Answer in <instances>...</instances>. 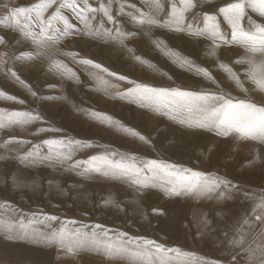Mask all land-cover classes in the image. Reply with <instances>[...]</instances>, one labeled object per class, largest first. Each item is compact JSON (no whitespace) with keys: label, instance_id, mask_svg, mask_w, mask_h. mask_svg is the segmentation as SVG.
I'll return each mask as SVG.
<instances>
[{"label":"rangeland","instance_id":"rangeland-1","mask_svg":"<svg viewBox=\"0 0 264 264\" xmlns=\"http://www.w3.org/2000/svg\"><path fill=\"white\" fill-rule=\"evenodd\" d=\"M63 2L38 8L44 0H0V92L6 94L0 113L40 117L0 128V264H140L133 253L144 241L164 249L151 252L152 264H252L248 249L264 247V142L181 124L162 114L166 109L124 94L146 85L264 106V53L193 34L207 14L230 41L219 9L233 3L245 4L240 23L246 31L264 26V16L248 0H193L184 11L180 0ZM30 7V16L17 11ZM53 14L62 17L53 26L63 32L67 24L68 33L56 43H33L26 33H38V17ZM181 14L177 31L173 18ZM133 16L157 23L140 24ZM45 141L76 143L62 163H31L37 153L48 155ZM99 156L134 158L138 167L161 161L200 172L209 184L225 183L204 195L170 196L169 176L141 187L85 172ZM77 231L87 242L74 252L56 242L63 235L70 243ZM93 233L99 246L91 243ZM108 243L127 251L109 255Z\"/></svg>","mask_w":264,"mask_h":264},{"label":"snow or ice","instance_id":"snow-or-ice-1","mask_svg":"<svg viewBox=\"0 0 264 264\" xmlns=\"http://www.w3.org/2000/svg\"><path fill=\"white\" fill-rule=\"evenodd\" d=\"M55 3V0H44V3L39 4L38 8H44L45 4L50 6ZM70 3L73 7H77L75 0H64L61 4L63 7L65 4ZM182 11L187 10L188 7H194L193 0H180ZM248 6L257 11L260 15L264 16V0H248ZM159 8L160 5L156 4ZM245 4L237 2L227 5L219 9L220 14L223 16L224 21L229 25L231 32L230 41L225 38L224 34L220 31L218 24L215 22V17L205 15V24L202 29H197L193 34L202 35L207 34L215 42L217 40L222 41L225 44L237 43L242 46H246L250 52L264 53V26L258 27L255 31L249 32L244 30L241 26L240 20L244 14ZM32 8H21L17 10L20 15H31ZM90 10L94 11L95 9ZM105 15L111 19L108 15L107 8H103ZM143 17V13L141 14ZM53 19H62L61 16L53 14L52 17L47 20L38 17L39 20V32L32 33L28 31L26 35L32 39L33 43L37 45L43 44L45 41L59 42V39L68 33V25L65 24L64 31H60L53 26ZM183 19L182 14L173 18V23L177 25L176 30L179 31ZM133 20L143 24H156L155 19H143L133 16ZM191 27V26H189ZM126 35H132L127 33ZM2 42V41H0ZM30 53L22 54L23 58L30 57ZM20 58V57H18ZM84 63H90L82 61ZM243 62V61H241ZM251 63V61H249ZM98 68L101 72L107 71L100 65H92ZM223 67V65H222ZM111 75H115L114 73ZM236 80L237 85H240L239 79L234 75L231 77ZM120 79H123L122 77ZM261 90L264 91V83H260ZM34 94V93H33ZM6 95L0 92V96ZM125 96L132 95L134 98L141 101V106L145 104L154 106L156 111L166 109L167 111L162 114L170 115V118L177 120L179 123H187L189 126L197 127H209L215 128L218 135L227 136L230 133H236L241 138L258 140L264 142V106L258 107L255 103L246 101L233 102L232 99H225L223 96H217L212 94H194L181 90H160L150 88L146 85H136L124 94ZM9 99L16 100L15 97H8ZM23 103V101H18ZM194 117L198 119L194 120ZM40 117L33 113L11 111L7 115L0 113V128L12 125H23L32 121L39 120ZM143 139V137H141ZM9 143L12 141H8ZM49 146L48 155L40 156L39 153L31 160V163H43L45 160L55 161L62 163L67 159H70L71 147L76 142L70 141L68 145H65L63 141H45ZM67 148L68 152L64 149ZM31 153L25 154L20 157L21 160H27ZM98 163H93L84 169L85 172L101 173L103 175H115L120 178H128L133 184H138L141 187L150 186L151 181L158 180L161 175L172 177L173 179L167 181L170 187L165 191L170 196L180 195H204L207 192L213 191L220 186V183L209 184L204 179V174L190 169H179L176 165L168 164L161 161L150 160L143 164L142 167H138L134 158H131L132 162H128L123 156L119 160H112L109 156H99L90 158ZM74 162L72 167H75ZM113 202L108 200L105 204H112ZM264 208V203L260 205ZM257 219H260L258 216ZM95 227L99 228L100 225ZM74 239L69 243L65 236L61 235L57 243L61 246L67 247V250L72 253L76 248L83 247L87 242V234H81L79 231L70 234ZM106 235V233H105ZM91 243L99 246L100 241L93 233ZM235 245L242 243L240 240L232 242ZM154 241H144V245L140 251L133 253V258L137 259L140 264H152L151 252L155 251L161 253L164 251L162 246H155ZM106 252L111 255L113 252H125L127 249L123 247L114 248L110 243L104 244ZM172 251V250H169ZM248 259L252 264H264V259H259L257 262V253L260 257H264V247H258L256 249H248Z\"/></svg>","mask_w":264,"mask_h":264}]
</instances>
